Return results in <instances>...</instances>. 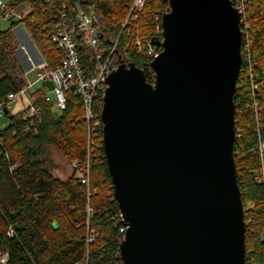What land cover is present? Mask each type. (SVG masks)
Returning a JSON list of instances; mask_svg holds the SVG:
<instances>
[{"label":"water","instance_id":"obj_1","mask_svg":"<svg viewBox=\"0 0 264 264\" xmlns=\"http://www.w3.org/2000/svg\"><path fill=\"white\" fill-rule=\"evenodd\" d=\"M161 49L106 80L105 163L125 235L122 264H245L234 94L241 16L229 0H167ZM8 111H4L7 116Z\"/></svg>","mask_w":264,"mask_h":264},{"label":"trees","instance_id":"obj_2","mask_svg":"<svg viewBox=\"0 0 264 264\" xmlns=\"http://www.w3.org/2000/svg\"><path fill=\"white\" fill-rule=\"evenodd\" d=\"M8 1L16 8L29 5L21 24L49 69H55L63 59L62 51L50 42L47 33L64 4L70 18L78 7L92 9L99 17V50L107 53L116 42L112 58L134 64L149 84L154 83L152 59L146 55V49L147 43L161 37L156 28H160L161 17L169 10L167 0H148L135 20L131 21L130 16L124 26L129 0ZM18 25L0 29L3 104L8 94H16L25 85L16 55L19 43L14 29ZM240 28L242 63L234 94L233 157L243 205L245 264H264V186L256 181L260 172L258 144L264 139V0L246 1ZM77 50L82 68L90 77L96 65L95 56L80 43ZM30 98L36 112H30L28 106L14 114L8 111L4 116L6 124L0 129V260L5 258L0 264H122L120 211L102 147V96L92 101L94 119L100 126L95 131L90 126L94 153L89 161V198L79 178L86 163L87 136L81 99L69 89L65 92V109L55 115L41 89L31 92ZM49 147L69 162H76L67 179L53 176ZM90 235L93 242L87 246Z\"/></svg>","mask_w":264,"mask_h":264},{"label":"built area","instance_id":"obj_3","mask_svg":"<svg viewBox=\"0 0 264 264\" xmlns=\"http://www.w3.org/2000/svg\"><path fill=\"white\" fill-rule=\"evenodd\" d=\"M129 1L130 10L123 26L127 23V20L130 16H132L131 21L135 20L136 13L144 7L148 0ZM246 1L247 0H229L232 7L235 8L240 14L241 19L244 14ZM18 9L19 8L12 6L8 0H0L1 18L9 22V24H20L22 26L21 22L26 18L30 8L29 5L26 4L21 7V10L18 11ZM98 21L99 17L92 9L85 10L80 7L77 8L73 18H70L69 13L67 12V7L62 4L58 12L57 21L47 33V38L50 40V42L63 53V59L61 60L60 64L55 69H49L45 61L31 66L30 69L24 71L23 73V80L25 84L24 87L16 94H8L6 103H0V120L5 116L4 111L9 110L11 102L18 96L25 97L27 106L30 108V112L35 113L36 110L32 106L33 100L28 98V95L30 97V93L35 89H41L46 95V100L51 103L53 112H57L59 115L66 107L65 92L69 89L73 90L74 94L81 99L84 111L83 119L87 123V136L85 141L86 163L82 167V171L79 175L80 183L85 187L87 198L90 196L89 161L94 153V140L90 136V126H92L93 131L97 130L100 126L99 122L94 119L92 101L99 95L103 97L107 88V77L111 72L116 70L120 64H123L121 62L119 63L115 61L112 58L116 42L111 45V48L107 53L99 50ZM156 32L157 34H161V26L160 28H156ZM79 43L85 48L91 50L95 56L96 65L90 77L86 76L80 62V57L77 50ZM135 45L139 46V41H136ZM160 51L161 49L156 48L151 42L147 43L146 55L152 60L158 56ZM250 73L251 78H254L253 72L251 70ZM30 74H33V78L29 77ZM47 81L52 84L51 91H49L47 87L40 88V86ZM258 155L260 160V172L256 181L257 183L264 186V139L259 141ZM75 167L76 166L74 164L73 168ZM89 214L90 208L87 205V215ZM118 219L121 223L122 217L120 213L118 215ZM125 231L126 227L122 226L121 224L119 232L123 234V238ZM262 236L264 238V226L262 228ZM92 242L93 236L90 235L87 237L86 245L88 246ZM0 262L4 263L5 258L3 257Z\"/></svg>","mask_w":264,"mask_h":264},{"label":"rangeland","instance_id":"obj_4","mask_svg":"<svg viewBox=\"0 0 264 264\" xmlns=\"http://www.w3.org/2000/svg\"><path fill=\"white\" fill-rule=\"evenodd\" d=\"M21 10V8L18 9V11ZM24 11V10H23ZM9 27V22L2 19L0 16V29H6ZM15 38L17 39L19 43V48L16 53L18 57V61L20 66L24 71L31 68V66L35 64H40L41 62H44V59L38 52L35 44L31 41L27 31L25 28L21 25L16 27L14 29ZM30 78H33V74L29 75ZM23 78V76H22ZM47 87L49 91L52 90V84L47 81L44 82L40 88ZM28 98L29 95H28ZM27 107V102L25 100V97H16L10 105L9 112L10 114H14L20 111H23ZM55 115H58L57 112H55ZM6 123V118H3L0 120V124ZM47 154L49 158V162L52 166V174L54 177L65 180L67 179L73 170V165H76V162H69L66 158H64L58 151H56L54 148L49 147L47 149Z\"/></svg>","mask_w":264,"mask_h":264},{"label":"crops","instance_id":"obj_5","mask_svg":"<svg viewBox=\"0 0 264 264\" xmlns=\"http://www.w3.org/2000/svg\"><path fill=\"white\" fill-rule=\"evenodd\" d=\"M41 87V86H40ZM36 90V89H35ZM6 123H2V125L0 124V129L5 125Z\"/></svg>","mask_w":264,"mask_h":264}]
</instances>
